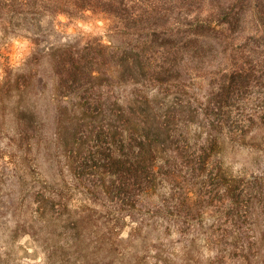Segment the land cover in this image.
<instances>
[{
  "label": "trees",
  "instance_id": "trees-1",
  "mask_svg": "<svg viewBox=\"0 0 264 264\" xmlns=\"http://www.w3.org/2000/svg\"><path fill=\"white\" fill-rule=\"evenodd\" d=\"M35 1L28 4L29 15H23L17 25L26 21L28 34L38 42L19 66L13 85L8 86L9 75L0 79V134L6 141L0 146V160L9 165L0 168V181L3 177L14 181L8 207L18 218L17 226L25 230L42 215L50 223L55 211L66 209L65 225L107 233L116 244L114 249L123 245L121 260L135 257V249L142 252L148 235L159 228L136 214L144 215L151 207L159 211L179 207L172 184L175 176L183 171L199 176L205 166L214 168L210 153L232 130L229 108L242 89L264 83V0ZM1 2L6 7L14 5L13 0ZM86 12L105 17L120 33L138 37V51H124L123 66L139 87L127 91L121 100L111 102L109 92L96 82L107 67L108 77H113L110 46L87 42L79 48L40 47L54 32L48 18H81ZM220 36L232 43L239 60L218 79L210 99L194 110L201 116L199 123L205 121L212 129V135L197 145V132L189 121L191 104L183 109L182 98L158 101L155 95L179 87L187 64L203 62L210 48L206 39ZM260 56L262 60L257 59ZM80 118L84 127L77 131ZM41 121L45 126L49 121L53 127L48 128L54 131L43 126L35 131L34 125ZM68 136L73 139L69 141ZM51 147L61 151V159L48 165L45 187L36 192L38 199L30 201L25 198L26 160L33 158L40 168L45 150ZM216 176L230 209H243L244 173L233 175L229 167L218 164ZM77 187L87 189L115 221L103 227V222L92 217L103 212L80 204L69 207L70 192ZM195 196L185 192L182 204L190 213L199 210ZM126 226L133 233L145 230L147 236L136 244L133 237L123 240L115 232ZM162 232L158 231L157 238L165 241L168 234ZM126 248L130 254H123ZM111 257L117 258L114 253Z\"/></svg>",
  "mask_w": 264,
  "mask_h": 264
},
{
  "label": "rangeland",
  "instance_id": "rangeland-1",
  "mask_svg": "<svg viewBox=\"0 0 264 264\" xmlns=\"http://www.w3.org/2000/svg\"><path fill=\"white\" fill-rule=\"evenodd\" d=\"M13 2V7H6L5 2L0 4V79L2 75H9L11 80L8 86L14 84L19 66L27 60L38 42L36 37L28 34L26 21L17 25L23 15H29L28 4L32 5L36 1ZM37 5L41 7L42 4L38 2ZM46 21L50 22L54 32L48 39L41 41L40 47L69 45L79 48L87 42L110 46V71L113 77H108L107 67L96 82L103 87L104 92H109L111 102L114 98L121 100L127 91L139 87L133 85L129 78L131 73L125 72L127 66H123L124 51H138L137 35L120 33L108 19L91 12L72 19L54 15ZM206 43L210 48L205 51L203 62L190 61L187 64L188 69L182 72L179 87L155 95L158 101L180 97L183 109L191 104L189 110L193 114L189 121H193V128L197 132L194 140L198 142L197 145L212 135V129L205 121L199 123L201 116H196L194 110L210 99V92L217 91L218 79L239 60L232 43L224 37H210ZM257 59L262 60V57ZM175 91H178L177 95ZM236 99L229 108L233 119L232 130L227 133L225 141L215 146L210 153L209 163L215 162L214 168H211L213 165L205 166L198 171L201 174L199 176L184 171L175 176L172 184L179 207L161 211L151 207L144 211V215L136 214L139 220L145 217V221L159 228L148 235L142 252L141 249H135V257L127 256L121 260L123 245H117L118 249H114L116 244L108 239L107 233L99 234L89 227L76 229L65 225L69 218L66 209L55 211L50 223L45 222L46 217L42 215L34 226H28L26 230L18 227L17 216L8 207L11 198L8 192L14 186V181L11 177H3L0 181V264H264V83L242 89ZM83 123L80 118L77 131L83 129ZM43 124V121L36 123L35 131H41L42 126L44 130L54 131L49 121L46 126ZM49 126L52 127L49 129ZM3 137L0 134L2 147L6 143L5 139L1 140ZM72 139L68 136L69 141ZM48 149L42 162L39 160L40 168L33 158L29 162L26 160L29 166L24 174L28 178L24 183L27 192L25 198L30 201L38 199L36 192L45 187L48 165H55L61 159V151L54 150V147ZM218 164L229 167L233 175H245L240 199L243 209L238 212L230 209V201L218 190L222 183L216 176ZM3 166L9 167L0 160V168ZM185 192L196 194L198 212L190 213L186 205L182 204ZM70 196L69 207L80 204L103 212V215L92 213L93 219L103 222V227L105 223L115 221V216L104 211L102 203L87 189L74 188ZM167 225H171L170 229L166 228ZM158 231L166 232L167 240L157 238ZM118 232L119 238L123 240L133 237V244L147 236L145 230L130 232L129 226L115 233ZM112 253L116 259H112ZM125 253H131L129 248H126Z\"/></svg>",
  "mask_w": 264,
  "mask_h": 264
}]
</instances>
